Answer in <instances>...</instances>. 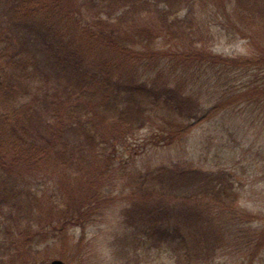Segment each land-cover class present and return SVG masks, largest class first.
<instances>
[{
	"label": "trees",
	"instance_id": "16d2710c",
	"mask_svg": "<svg viewBox=\"0 0 264 264\" xmlns=\"http://www.w3.org/2000/svg\"><path fill=\"white\" fill-rule=\"evenodd\" d=\"M224 112L264 127V0H0V264H47L57 245L70 260L69 232L117 201L128 260L258 264L264 221L231 160L119 157L142 131L171 146Z\"/></svg>",
	"mask_w": 264,
	"mask_h": 264
},
{
	"label": "rangeland",
	"instance_id": "374dc122",
	"mask_svg": "<svg viewBox=\"0 0 264 264\" xmlns=\"http://www.w3.org/2000/svg\"><path fill=\"white\" fill-rule=\"evenodd\" d=\"M120 12L117 13L119 15ZM248 42L239 41L226 43L218 41L213 46V51L225 56L248 55ZM237 118H230L229 113L224 112L215 120L198 126L191 134L176 141L171 146L154 147L150 134L141 132L142 141H133L124 149L119 148V157L127 161L130 170L133 167L147 171L160 165H170L176 162L194 160L196 165L205 168H217L221 164L218 160H231L229 167L237 174V179L243 187L241 205L250 212L260 214L264 221V127L253 126ZM236 124L233 127V124ZM230 131L223 132L221 126ZM236 155V156H235ZM124 211L122 202L117 201L111 205L104 217L86 228H74L69 232L70 240L66 250V256H60L62 249L60 245L54 246L50 252L47 264L55 259H61L69 264H139L134 254L126 256L121 247L122 235L121 219ZM0 220V227L1 222ZM2 229V228H1ZM11 231V230H10ZM9 234H12L10 233ZM5 232H0V236ZM3 238V237H2ZM1 239V238H0ZM119 239V240H118ZM45 244L38 249L45 248ZM53 254V255H52ZM26 261L29 260L28 255ZM131 258V259H130ZM6 264H10V256L5 257ZM150 254L142 256L140 264H160ZM258 264H264V259Z\"/></svg>",
	"mask_w": 264,
	"mask_h": 264
},
{
	"label": "water",
	"instance_id": "95a60500",
	"mask_svg": "<svg viewBox=\"0 0 264 264\" xmlns=\"http://www.w3.org/2000/svg\"><path fill=\"white\" fill-rule=\"evenodd\" d=\"M50 264H69V263L64 262V261L61 260V259H55V260H53Z\"/></svg>",
	"mask_w": 264,
	"mask_h": 264
}]
</instances>
